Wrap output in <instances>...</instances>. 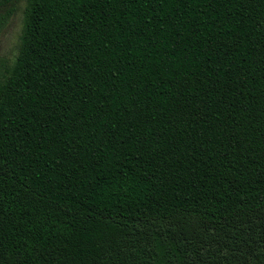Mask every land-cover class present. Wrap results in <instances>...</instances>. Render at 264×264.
Segmentation results:
<instances>
[{"label": "trees", "instance_id": "trees-1", "mask_svg": "<svg viewBox=\"0 0 264 264\" xmlns=\"http://www.w3.org/2000/svg\"><path fill=\"white\" fill-rule=\"evenodd\" d=\"M22 24L0 264H264V0H25Z\"/></svg>", "mask_w": 264, "mask_h": 264}, {"label": "rangeland", "instance_id": "rangeland-1", "mask_svg": "<svg viewBox=\"0 0 264 264\" xmlns=\"http://www.w3.org/2000/svg\"><path fill=\"white\" fill-rule=\"evenodd\" d=\"M24 7L25 0L22 1L17 16L3 32L0 39V57L12 58L18 53L19 36L23 25L22 20Z\"/></svg>", "mask_w": 264, "mask_h": 264}]
</instances>
